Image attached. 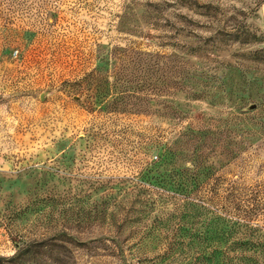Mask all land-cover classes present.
Returning <instances> with one entry per match:
<instances>
[{"label":"rangeland","instance_id":"374dc122","mask_svg":"<svg viewBox=\"0 0 264 264\" xmlns=\"http://www.w3.org/2000/svg\"><path fill=\"white\" fill-rule=\"evenodd\" d=\"M190 170L264 228V0H0V264H184Z\"/></svg>","mask_w":264,"mask_h":264},{"label":"trees","instance_id":"16d2710c","mask_svg":"<svg viewBox=\"0 0 264 264\" xmlns=\"http://www.w3.org/2000/svg\"><path fill=\"white\" fill-rule=\"evenodd\" d=\"M160 164L152 163L156 167ZM199 173L187 171L186 176L174 186L177 192H212L211 195L198 198L184 195L182 203H178V210L185 219L181 227L187 221L192 223L198 219L205 230L197 231L187 228L189 225L185 226L180 233L182 237H178V240H182L176 241V238L164 243L162 257L184 264H264V228L257 227L255 222L261 205L257 195L254 194L249 200L242 187L202 180ZM152 179L143 183V186H147L146 193L154 195L170 191L160 174ZM220 191L226 195L219 196ZM245 200L250 203L243 205ZM175 216L170 212L166 217H161L160 225L171 227ZM227 216L231 220L226 219ZM205 238H214L218 243H200Z\"/></svg>","mask_w":264,"mask_h":264}]
</instances>
